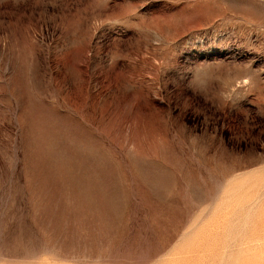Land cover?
I'll return each mask as SVG.
<instances>
[{
	"label": "rangeland",
	"instance_id": "374dc122",
	"mask_svg": "<svg viewBox=\"0 0 264 264\" xmlns=\"http://www.w3.org/2000/svg\"><path fill=\"white\" fill-rule=\"evenodd\" d=\"M0 264H264V0H0Z\"/></svg>",
	"mask_w": 264,
	"mask_h": 264
}]
</instances>
